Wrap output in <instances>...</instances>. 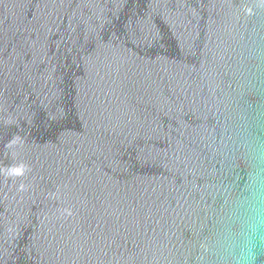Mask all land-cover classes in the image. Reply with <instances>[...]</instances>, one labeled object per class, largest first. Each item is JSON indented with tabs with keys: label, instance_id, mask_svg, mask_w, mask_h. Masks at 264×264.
<instances>
[{
	"label": "water",
	"instance_id": "water-1",
	"mask_svg": "<svg viewBox=\"0 0 264 264\" xmlns=\"http://www.w3.org/2000/svg\"><path fill=\"white\" fill-rule=\"evenodd\" d=\"M257 159L260 0H0V264H219Z\"/></svg>",
	"mask_w": 264,
	"mask_h": 264
},
{
	"label": "clouds",
	"instance_id": "clouds-1",
	"mask_svg": "<svg viewBox=\"0 0 264 264\" xmlns=\"http://www.w3.org/2000/svg\"><path fill=\"white\" fill-rule=\"evenodd\" d=\"M264 4V0H260ZM15 168L10 175H23ZM219 264H257L264 247V163L259 159L248 170L245 183L218 237Z\"/></svg>",
	"mask_w": 264,
	"mask_h": 264
}]
</instances>
